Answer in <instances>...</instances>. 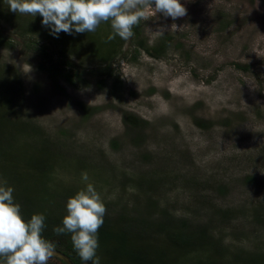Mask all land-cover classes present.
I'll list each match as a JSON object with an SVG mask.
<instances>
[{"label": "rangeland", "instance_id": "1", "mask_svg": "<svg viewBox=\"0 0 264 264\" xmlns=\"http://www.w3.org/2000/svg\"><path fill=\"white\" fill-rule=\"evenodd\" d=\"M181 3L185 17L173 21L149 9L139 24L149 45L169 38L154 57L137 46L139 37L106 42L110 21L57 37L39 14L11 12L0 0L2 12L20 16L10 24L0 15L12 38L0 47V114H11L15 127L21 122L15 133L0 123V181L13 187L21 212L33 199L34 214L38 208L45 222L60 219L42 233L55 244L72 243L70 233L53 232L63 226L56 212L67 214V200L92 183L110 233L124 229L140 241L135 235L147 220L153 251L143 252L146 264H264V0L258 7L257 0ZM20 23L32 32L19 31ZM158 26L168 28L162 37ZM46 34L72 52L64 58L80 65L82 82L41 69L44 55L26 42L57 51ZM108 61L113 72H99ZM133 116L138 123L127 121ZM167 214L171 235L192 230L181 218L195 229L206 223V247L191 241L183 249L158 232ZM104 236L98 232L101 264H137ZM47 264L64 263L53 256Z\"/></svg>", "mask_w": 264, "mask_h": 264}, {"label": "clouds", "instance_id": "2", "mask_svg": "<svg viewBox=\"0 0 264 264\" xmlns=\"http://www.w3.org/2000/svg\"><path fill=\"white\" fill-rule=\"evenodd\" d=\"M14 13L42 16V24L58 37L67 34L95 32L103 22L111 23L112 32L107 36L112 41L119 36L127 41L134 36V27L147 20V11L152 10L173 21L187 15L181 0H6ZM154 4V7H153ZM259 0H257V7ZM171 27H176L172 24ZM166 26H158L157 36H163ZM88 182L87 172L81 174ZM14 189L7 181H0V264H47L56 256V244L42 235L46 217L33 214L25 220L20 203L13 196ZM106 206L101 194L92 183L70 197L66 203L67 214L63 226H56L57 235L70 233L74 250L84 262L101 264L97 255L98 230L104 224Z\"/></svg>", "mask_w": 264, "mask_h": 264}, {"label": "trees", "instance_id": "3", "mask_svg": "<svg viewBox=\"0 0 264 264\" xmlns=\"http://www.w3.org/2000/svg\"><path fill=\"white\" fill-rule=\"evenodd\" d=\"M0 15L2 18H4L10 24L20 22V21H18V19H20V16L12 15V14H9L8 12H5V11L2 12V8L0 9ZM15 26L17 28L16 24H15ZM19 31L27 32V33L32 32L31 29L21 28V23H20V30ZM133 31H134V36H133L134 38H136V37L142 38L141 39L142 41H139V45H137V46H142L144 48V50H146L150 54V56H154V57L161 56V54H163V52L166 51V48L169 45V43L167 41V40H169L168 37H166L164 42L161 43L158 47L149 45L147 42V39H145L144 37H141V30H140L139 25L135 26ZM42 38L44 41L50 42L54 47H57V51H51V50L46 49L47 45H45L44 43H40V41H38L36 39L35 40H29L28 42H26V43H29L28 47L31 46L34 50L38 49V50L42 51V52L39 51V53H38V54H40V56L44 55L43 61H40V62H43L45 65L40 64L41 69L45 70L50 76H52V78H56V80L58 78H60V79L64 78V79L70 80L72 82H74V81H79V82L81 81L82 82L83 77H82V71H81L82 69H79V68H81L80 65L73 63L71 61L69 62L66 58H64L66 54L69 55L72 52L68 51V49L65 52L64 49H61L62 47H60L57 44V39L52 38L48 34H46L45 37L42 36ZM11 40H12V38L9 37L4 32V29H2L0 27V47L1 46H7V45L10 46L12 44ZM64 48H67V47L64 46ZM149 48H151V49H149ZM119 54H120V52L118 51L117 53L114 54L113 58L117 57ZM51 55H53V56H51ZM54 55H56L57 57L54 58ZM113 58H110V59L113 60ZM113 64L114 63L112 61L106 62L105 65H103L101 67V69H99V72L111 74V72H113V70L115 69ZM116 78H118V76H116ZM7 85H9V83H7V84L5 82L3 83V86H7ZM9 115H11V114H6V113L0 114V123L2 125H9L10 124L11 127L7 128L9 130L8 132L12 131L15 133L16 130L21 125V122L19 121V125L17 123L18 126L15 127L16 122H15V120L9 119L7 117ZM8 119H9V121H8ZM127 121H129L131 124L138 123L136 116L129 117ZM1 139H5V138H1ZM30 203H32V204L25 205V208L22 211L24 218H25V216H28V215L32 216L34 214V212L31 211V209H33L32 207L34 206L33 199L31 200ZM35 210H36V213H46L44 210H41V209L38 210V208H36ZM50 213L54 214V212H50ZM56 215L64 217V215H66V213L62 212L61 210H58V212H56ZM170 217L171 216L169 214H167L166 216L163 215V217L159 220V222L157 224L156 230H158V232L163 231L164 233H166L167 237H169L171 240L174 239L175 243L179 247L186 249L188 245L190 246L191 241L193 243H195V242L199 243L202 247H206V243H204V242L208 241L209 238H212V235L210 234V232L207 231V229L205 227L206 223L204 225L202 224V226L198 225L195 229V226L194 227L190 226V225L188 226L187 223H189V222H187L184 218L180 219L182 222L181 225L184 227H191L192 230L186 229L184 231V233H180V234L175 233L176 235L173 234L174 235L173 236V235H171V229H169V226L165 224L166 220L169 219ZM142 220H143L142 224H144V226H146V228L141 229V231H138V233H137V234H139L138 236H137V234L135 235V238L140 240L137 242L133 239L134 236L132 238H131V236H128V232L124 229H120L119 233H118V231H113V232L111 231V233H110L109 229L107 228L108 224L106 223V221H104L103 226L98 230V232L100 231V234H101V231H104L105 232L104 239L107 241L110 240L111 238H115L113 241L114 245L116 247L115 251L118 252L121 256H124V258H126L130 263L133 260L137 264H146V262H148V259H147V257L145 258V253H143V252L144 251H146V252L151 251L152 252L153 250H151L152 248L147 249V248H150V247L146 246L147 245L146 243H149V242L147 240L148 237H145L146 231H147L146 230L147 229V220L146 219H142ZM59 221H60L59 218H54V219H52V221L50 220L48 222H45V225L47 223H53V225L55 223L58 224ZM141 227H143V226H141ZM140 236L145 238V239H141ZM211 242H213V240ZM138 244H140V245H138ZM212 244H213V246H215L214 243H212ZM144 246L146 247V249H144ZM56 249H59L60 251L65 253L71 259V261L74 264H82L79 260H77V258L75 256V254L77 252L74 250L73 244L71 242H63V243H60V245L56 244ZM154 250H156V249H154ZM161 251L162 250H160V253L164 252V251H162V252ZM59 260H61V259H59ZM62 263H64V262L62 261Z\"/></svg>", "mask_w": 264, "mask_h": 264}, {"label": "water", "instance_id": "4", "mask_svg": "<svg viewBox=\"0 0 264 264\" xmlns=\"http://www.w3.org/2000/svg\"><path fill=\"white\" fill-rule=\"evenodd\" d=\"M57 253H56V257L61 259L65 264H74L71 259L62 251H60L59 249H56Z\"/></svg>", "mask_w": 264, "mask_h": 264}]
</instances>
